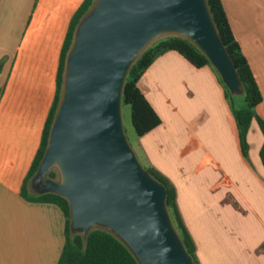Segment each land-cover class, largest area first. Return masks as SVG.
I'll return each mask as SVG.
<instances>
[{
    "label": "crops",
    "instance_id": "1",
    "mask_svg": "<svg viewBox=\"0 0 264 264\" xmlns=\"http://www.w3.org/2000/svg\"><path fill=\"white\" fill-rule=\"evenodd\" d=\"M82 1L0 0V264H56L63 246L60 210L19 192ZM220 1L260 91L255 112L264 120V0ZM137 86L160 120L139 137L140 155L172 184L198 264H264L263 135L256 122L245 157L216 71L174 52L157 58Z\"/></svg>",
    "mask_w": 264,
    "mask_h": 264
},
{
    "label": "water",
    "instance_id": "2",
    "mask_svg": "<svg viewBox=\"0 0 264 264\" xmlns=\"http://www.w3.org/2000/svg\"><path fill=\"white\" fill-rule=\"evenodd\" d=\"M165 36L188 40L231 94L243 93L206 0H94L66 54L59 104L30 188L67 201L71 233L105 230L138 264H195L169 218L164 185L139 164L122 125L126 75Z\"/></svg>",
    "mask_w": 264,
    "mask_h": 264
},
{
    "label": "trees",
    "instance_id": "3",
    "mask_svg": "<svg viewBox=\"0 0 264 264\" xmlns=\"http://www.w3.org/2000/svg\"><path fill=\"white\" fill-rule=\"evenodd\" d=\"M94 0H83L73 13L59 54V63L55 79V94L49 109L40 137V142L30 168L21 184L20 196L30 202L47 203L56 206L63 215V246L56 264H138L129 250L111 233L94 229L86 237L73 234L69 230L70 214L67 201L55 193L35 194L30 188V180L34 176L43 157L49 128L60 100L64 62L66 54L71 46L74 31L88 12ZM211 18L217 28L218 34L231 57L238 76L242 82L244 105L236 108L232 102V96L223 85L229 108L236 123L241 152L247 156L249 145L247 133L251 122L254 120L263 135V143L259 150V158L264 168V120L257 116L255 108L261 102V94L249 65L235 40L226 18L220 0H206ZM174 52L183 58L191 66L198 68L209 64L208 59L188 40L178 36H165L152 42L135 60L130 67L122 88L121 104L129 107L130 121L135 134L140 137L153 130L160 124V120L150 107L140 90L138 81L148 67L165 53ZM218 75V74H217ZM151 176L164 185L166 189L165 204L171 223L176 230L185 250L191 256L193 262L198 264L195 256V245L182 221L175 201V190L169 180L160 172L150 166L145 168ZM50 179L57 177L56 170L48 173Z\"/></svg>",
    "mask_w": 264,
    "mask_h": 264
},
{
    "label": "rangeland",
    "instance_id": "4",
    "mask_svg": "<svg viewBox=\"0 0 264 264\" xmlns=\"http://www.w3.org/2000/svg\"><path fill=\"white\" fill-rule=\"evenodd\" d=\"M232 102L236 108H241L244 105L243 97L241 95H233L232 96ZM121 117H122L123 129H124L127 141L129 143V146L131 147V149H132L137 161L139 162V164L143 168H146L145 162H144L142 156L140 155V151H139V147H138L139 137L135 134L134 129L131 125L130 113H129V107L128 106H126V105L121 106ZM57 179H58V174H57V177L55 178V180H57Z\"/></svg>",
    "mask_w": 264,
    "mask_h": 264
}]
</instances>
